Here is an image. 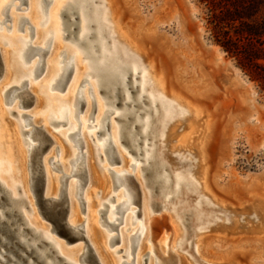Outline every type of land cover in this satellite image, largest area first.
<instances>
[{
    "label": "rangeland",
    "instance_id": "obj_1",
    "mask_svg": "<svg viewBox=\"0 0 264 264\" xmlns=\"http://www.w3.org/2000/svg\"><path fill=\"white\" fill-rule=\"evenodd\" d=\"M114 2L119 15L122 16L121 18L128 23L131 29L135 30L141 19L145 20L146 24H155L157 26L155 29H153V31L151 30L152 32L149 29H140L142 32L140 31V37L138 36V39L144 52L149 57L154 59L156 66L164 69V72L167 75L165 76L169 86L180 89L182 92H184V94L189 95L195 101H199V103H204L203 105L207 108V110H209L210 113L212 112V118L214 116L216 117H214V122L216 120V123L213 129V136L211 137V140L207 146L206 159L209 166V172L211 174L210 178L212 179L213 177L216 180L217 175V179H219L220 182L219 184H213V188L219 198L218 201H216L217 207L211 205L210 201L200 193V187L193 179H196L197 177L193 174V167L196 164V155L189 150H184L182 147L176 148L175 145L178 146V142L173 141L170 143L168 141L170 122L181 111L178 104L174 103L170 97H167L163 100H157L155 111H157L158 117L154 121L155 133L153 136L148 134L141 137L140 130L142 126L140 125V127H137L135 136L140 137L142 142L150 139L149 146L150 148H155V157H161L160 164L164 172L168 173V177L175 181L177 178H179L178 174H183L186 177L187 185L190 187V190L187 193V199L182 197L177 199L175 197V192H171L167 196H163L160 199L159 204L155 205V218H153L155 223L160 220L163 222V224H169V226L173 225V228H164L161 237H159L156 235L157 233L154 232V224H152V222L149 224L150 228L148 230L147 250L143 252L145 255L141 256L140 264H148L151 256L154 257L155 264H181V255H185L190 260L191 264H263L264 260L261 262L260 259L254 257V255L257 254L255 246L261 249L264 248V232L257 230L256 232L250 231L249 227L247 226V221H249L248 219L254 217L255 214H251L248 211H240L239 209L242 206L250 205V202H253L252 198L260 197L264 199V91L262 89L261 82L252 78L249 73L240 66L237 57L229 54L223 48V46L216 41V36L221 34V29L216 28L215 25L210 23L211 15L209 8L205 3H202L201 0H114ZM105 6L106 4L104 0H91L85 8L87 10L89 7L93 14H98V18L101 20L104 14ZM26 7V4L23 5V8ZM71 7L72 6L69 8ZM27 14H29V10ZM10 23L12 24L11 21H8V24ZM97 28H101L103 33L101 43L105 41L108 51L110 52L114 42V36L110 26L100 22L99 25H97L94 29L97 30ZM72 43L74 46L76 45V42L74 43L71 41H66L65 39L63 40V46L65 47L70 46ZM215 47H219L224 52L225 61L221 64L216 60ZM77 48L78 56L81 58L84 65V70L81 74V79L78 82L76 91H78L79 87L81 86V88L84 89V95L86 98L85 106L84 102L82 103V108L84 109L80 115L83 114L85 108L88 105V101H90V107L88 109V114L90 115L94 108V98L91 95V89H93L95 93L97 106L98 100H102L104 105H106V102L99 92L100 90L98 87L94 86L90 88L88 85L89 82H82L84 77H88L92 82L95 81L96 78L90 76V74H87V61L84 60L79 45ZM62 49L64 50V47ZM49 52L50 50L48 53ZM51 55L52 51L50 52L48 58ZM118 58L121 59V55H119ZM66 59H69V57L67 56ZM67 62L68 61L66 60V63ZM230 63H233L241 69L244 76L250 81V86L240 85V83L238 84L236 80H233L234 75H232L233 70L229 66ZM185 70L190 74H196V76L200 75L202 77L203 87H197L200 91L198 89H194V92L193 89L188 86V84H185L181 75ZM42 73L43 71L38 75L39 77L37 79L32 80L31 88L33 91H35L34 85L40 82L45 76V72L43 74ZM137 74L138 76L134 74L133 70L127 74L129 79L127 87L132 92V101L127 104L125 108H119L121 110H130L131 106L136 104L134 115L128 116V119L130 118L129 125L127 127L128 130L136 125L135 116H137L142 110L145 109L139 118L141 121H143L149 115L152 116L153 111L149 96L150 88L147 86L145 90H142L144 81V65L141 63L139 64V72ZM71 76L73 78L74 73L73 75L72 73L70 74L62 90L67 87L69 81L71 82ZM0 82L1 88L5 84L3 83L4 78L3 81ZM231 82H233L235 85ZM5 87L7 89L9 84L4 85V88ZM52 90L55 89L52 88ZM251 90L255 91V96L253 98L250 95ZM122 91H124V89ZM143 92L145 96L142 100V103H139L137 102V99L139 98L138 96ZM191 93L193 94L191 95ZM61 94H64V92ZM118 96L120 97L119 94ZM4 98L2 106L4 107L5 111H7ZM30 99L31 103H33V99ZM124 100L125 99H123V101ZM17 102L18 100L16 103ZM34 104L35 102L25 110H32L34 108ZM44 106L45 102L42 104L36 103L35 112L38 113L44 108ZM166 107L167 110H165ZM115 116L116 115H112V122H116V124L119 126V121L115 118ZM9 118L14 122L17 121L18 124L19 119L16 120L10 116ZM40 121L41 120L36 117L35 122L40 124ZM31 128L32 125H29L28 129ZM18 130L19 137L22 142L20 127ZM87 130L93 131L94 128L89 127V129H86L85 131ZM55 137L56 141H58L57 139L60 138L57 137V135ZM89 140L91 142L92 148H94L95 144L93 143L92 138ZM55 145L56 144H53L51 148H53ZM119 150L122 157V162L123 155L126 156L129 161L127 166L128 172L133 175L135 172L137 178H135L136 181L138 180L139 183L143 185V168L138 167V169H136L131 165L133 160H141V158H137L136 153H132L129 147H120ZM94 161L95 166L99 171H101L100 165L107 168L105 162H100L98 155L96 158H94ZM120 162L121 158L119 157L118 161V158L116 157L115 163H113L112 166L114 168H118L119 166L120 168L124 167L122 162ZM26 163L25 170L28 182L25 186V189L24 187L22 188L24 190H27L28 188V191L31 194ZM142 165L143 163L141 162L140 166ZM106 172L108 173L106 193L101 195V188L100 186L98 187V211L102 202L106 200L111 194V188L112 192H114V190L116 191V188H114V183L110 179L108 169H106ZM56 173L61 175L60 171H56ZM212 173L215 177L212 176ZM128 181H132V179L128 178ZM137 189V186L134 188L132 187L133 192H137ZM144 196H147L146 198L148 201V207L150 209L149 212L151 211L150 215L152 217L153 214L150 206V196L146 190L143 191V197ZM170 196L175 198H173L170 203L166 204V197ZM28 200L30 207L27 206L28 204H23V202L20 204V207L26 212L29 218H34L36 216L35 222H37L39 227H45L49 229L51 226V221L41 215L38 210V205L35 203L34 197H32V200L29 198ZM178 200H181V204L188 202L190 205H198V202L201 201L199 206H201V208L203 207V209L206 208V217L202 221L196 223L193 230L189 229V231L191 230L190 232L183 225L180 218L182 216L178 214L180 208L175 207L179 204V202H177ZM74 202L76 201H73V203ZM77 203L79 206V216L76 221L79 224L83 223L85 216L87 215L85 220L86 223L88 219V213L86 212L85 214L83 204L79 199ZM140 206V202L131 203L129 207L125 208V211H123L122 215L117 214L116 216H122L123 222L116 221L119 225L113 227L112 229L110 226L106 227L101 225L100 215L98 213L99 236L102 237L103 235L104 237V241L101 242V252H111L113 254L115 264H119V261L121 260L126 261L129 264H137L135 251L139 249L140 242L142 241L144 233L146 232L143 201V214L137 212L134 213L130 209L132 208L141 212ZM129 213L134 216V221L132 224H125V215ZM234 214H238L239 221L243 227H239L240 229L238 228L239 230L237 229L238 232L236 230L235 234H231V232L219 234L217 231L219 230L217 226L231 221ZM74 220L75 219L72 217V221ZM137 225H140L141 228L139 229L138 234L132 240L131 250L134 254L128 256L125 253V248L122 243L121 229L125 230V232H129V230H131L133 227H136ZM178 226H180L182 233L179 236L177 235L179 232L177 231L179 230ZM192 226L193 225H187L188 228H191ZM86 235L92 243L99 258V264H105L102 259V253H99V251L96 249V245L88 235V232H86ZM111 235H115L116 238L111 242H107V237ZM198 235H203L204 239H210L215 236L220 239H224V244H221L220 240L214 241L212 244L219 251H227L229 254L218 261L216 260L217 258L207 259L208 261L204 260L197 248ZM51 236L56 238L60 243L67 241L65 236H60L55 232H51ZM78 237L79 238L73 241V243L68 245L62 246V244H60L61 252L63 254L74 256L79 261V264H91L87 261H81L80 255L85 251L87 246L81 233Z\"/></svg>",
    "mask_w": 264,
    "mask_h": 264
},
{
    "label": "bare ground",
    "instance_id": "obj_2",
    "mask_svg": "<svg viewBox=\"0 0 264 264\" xmlns=\"http://www.w3.org/2000/svg\"><path fill=\"white\" fill-rule=\"evenodd\" d=\"M10 1L11 0H0V19L1 20L5 19L4 18V9ZM14 1H15V4L12 6V11L14 13H13V20H12L11 25H12V30L15 33L17 31L16 29L18 28L21 19H20V16L15 13L17 5H18V3H20V1L19 0H14ZM40 1L41 0H30L29 1L30 7L28 9L29 10L28 16L30 17V19L32 20V23H34L36 28H37L36 36L34 38L33 43H34V45L45 46V42L49 38L53 42H52V49H51L52 55L48 58V63H47V67L45 70V76L42 78V80L40 82H38L36 85H34V88H35L34 92L36 93V95L38 97V101H37L38 104H42L43 102H45L44 96H46V95H44L42 93H44V92L48 93L52 90V88H55L58 86L59 81L62 79V76L65 73L64 72L65 67H67L66 66L67 63L64 62L63 61L64 58L61 57V52L63 50L62 48L64 47V49H67L71 55H74V65H75L74 76H73V78H72V80L68 86L67 94L64 96L65 101H63L61 103V110L62 111H60L58 109V107L56 106V102H54L55 106L52 108V113L54 111L56 116H61V115L67 114L68 115L67 117L69 119V125L67 126V128L65 130L66 132L63 133V135H60V133H59V135H57V137H60L57 139L58 140L57 142L61 146V154H60L61 156L60 157H62L61 159L64 163V167H65L66 171H68V172L70 171V160H72L76 157V152L73 150V145H72V138H73L72 133H74V132L76 133V131L79 129L80 132L85 137L86 151H87V162H88V169H89L88 171L90 174L89 185H88V188H86L87 190L85 192L86 199H87V213H88V219H87L85 224H86V229H87L88 235L91 237V239L95 243L96 249L99 251V253L101 252V245H102L101 242L104 241V237H103V235H102V237L99 236V219H98V207H97L99 204V199L97 198L98 197L97 192L99 191L98 187L100 186L101 195H104L106 193V190H107L106 185L108 182V173L106 172L107 168L105 166H100L101 171H99L98 168L95 166L96 160L94 161V158L97 157V150H101V151L103 150L102 143L99 142V144H95V147L92 148L91 142L89 140L91 138L90 137V131L91 130L85 131L86 129H89L90 115L88 114V109L90 107V101H88V105L85 108L83 114L80 115V117L78 119L76 118V109H77L78 101H79L78 97H77L76 89L78 87V82L81 79L80 77H81V74L83 73L84 65H83L81 58H79V56H78V52H77L78 43H76L75 46L73 43L70 46H66V47L63 46L64 34H63V29H62L61 13L63 10H65L66 8H69L70 6L78 5L80 10H81V13H82L81 26H82V29H81V32L79 31L81 33L80 34L81 38L88 39V35L90 33H92V31H94V32L96 31V34H97L96 40L100 44L101 50H102V52L100 51L98 54H100V53L104 54L103 58H100L101 59L100 61H101V63L107 62L108 64L111 65L110 71H111L112 85H115V87H116L115 89H120L121 87L117 88L119 85L123 87L124 92H125V98H124L125 99L124 100L125 106L132 101V92L127 87L128 81H129L127 74L131 70H133L134 74L138 76L137 73L139 72V64L141 63L144 65V75H143L144 81H143V89L142 90H145V88L147 86L150 88L149 96H150V102L152 104L151 107L153 108V111H152V116L149 115L143 121H141V120H139V118L142 115V112L145 111V109L142 110L137 116H135L136 125L133 126L132 128H130L129 130L127 129L128 135H129L130 139L133 141L132 147L134 149H137L139 152H141L143 149L145 150V158H144L145 162L143 160H140V159L137 160L136 159V160H133L131 162V164L136 163L135 168L138 169V167L140 168V167H143L144 164H148L150 162L151 157H153L152 154H153L154 148H150V146H149L150 139H147L145 142H142L140 137L135 136L136 129H137L138 125H141L142 126V128L140 130L141 137L144 135L146 136L148 134L153 136L155 133L154 121L158 117V113H157V111H155L156 102H157V100H163L167 97H170L174 103L178 104L181 111L170 122V130L168 131V138H169L168 141L170 143L173 141H176L179 144L178 146L175 145L176 148L182 147L184 150H189L196 155V164L193 167V174L196 175L197 177H196V179L195 178H193V179L199 185L200 193L210 201L211 205L217 207L216 201H218L219 198H218V195L216 194V192L213 188V184H215V183L219 184L220 182H219V179H217V175H216V180L212 177V179L214 181L210 178L211 174L209 172V166H208L207 159H206L207 146H208L209 141L211 140V137L213 136L212 135L213 129H214V126L216 123V120L214 122V119L216 117L213 115L215 118L214 117L212 118V115H211L212 112L210 113V111L207 110V108L203 105L204 103H199V101H195L189 95L184 94V92H182L180 89L169 86L167 83V79H166L167 75L165 74L164 69L156 66L154 59L152 57H149L144 52L141 44L139 43V39H138L139 33L142 29H145V30L149 29L150 31L151 30L153 31V29H155L157 26L155 24H146L145 20L141 19L138 26L135 28V30L131 29V27L128 25V23L126 21H124V19L121 18L122 17L121 15H119V12L115 6L114 0H104L106 6H105V10H104V14L102 16V19L100 20L98 18V14L92 13L91 16H92V21H94V23H95L94 28L97 25H99L100 22L102 24H108L110 26L112 34L114 36V42L112 44V50L109 52L107 45L105 44V41H103L101 43V38L103 36L101 28H97V30H96L94 28L91 29L89 27L90 24H89V20L87 17L89 15L85 13V10H86L85 7L87 4L90 3L91 0H53L51 9H50L49 14H48V21L43 26L40 25V22H39L40 18L38 16V11H37ZM97 10H98V8H97ZM17 13H20V12L17 11ZM3 21H2V24H3ZM92 21L90 23H93ZM5 27H4V29H5ZM91 27H92V25H91ZM7 32H4V33H7ZM1 33L3 34V32H1ZM1 33H0V35H1ZM18 35H21V34H18ZM18 35H15V36L13 35L12 37H10V40H11L10 43H13L12 45H15V50L14 49L11 50L8 46L7 47H8V49H10V51L8 49L7 50L10 53H11V51L13 52V50L15 51V53H13L15 55L12 56V53H11V58L14 59V57H17V59L13 60V63H14V67L17 66L18 64L20 65L19 71H17V73L18 72H20V73L18 75V74H15L16 72H14V70H11L12 68H10V66H11L10 62L12 59H10V54L6 50L4 57H5V61H6L7 71H6V74L4 76V82L3 83H5L4 85H6V84H9V85L12 84L13 85L12 80H13V77L15 74L18 76L17 78H14V79H17V82H15V83L20 84L21 81H23L25 78H28V79H30L29 83H31L30 86L32 87L33 76L36 74V71L38 68L39 56L35 55L27 65H24L25 58H26L27 54L30 53V51H31V48L29 45L30 43H28L30 37L28 38L29 34H27V32H25L24 36H22L20 38L18 37ZM7 36H5L3 39H5ZM0 38H2V37H0ZM76 39H77V37H76ZM32 41H33V39H32ZM0 43H1V40H0ZM215 48H216V51H215L216 52L215 53L216 60H217V62H219L221 64L225 61L224 52L219 47H215ZM32 52H33V50H32ZM101 54L99 55V57L102 56ZM119 55H121V59L118 58ZM93 56L95 57L96 55H93ZM57 57H58V60H57ZM16 60L18 61L17 65L15 64ZM101 63H100V65H98L99 67L101 66ZM87 66H88V71H87V74H88V72L90 70L88 62H87ZM229 66L233 70V72H232L231 70L228 69L229 71L232 72V75H234L233 80H236L238 82V84L240 83V85L250 86V81L244 76V74L242 73L240 68H238L233 63H230ZM17 69H18V67H17ZM95 70H96V72H98L96 68H95ZM13 72H14V74H13ZM181 75H182V79L185 82V84H188V86H190L193 89V91H194V89H198L200 87L201 88L203 87L202 86L203 79L200 75L197 74L198 76H196V74H190L186 70L184 72H182ZM87 80L89 82L88 85L90 88L95 86V87H98L99 90L101 89L99 86L100 81L97 78L93 82L88 77H87ZM231 83H233V82H231ZM4 85L2 86L3 88L2 87L0 88V264H79V261L74 256L69 255V254H63L61 252V245L59 243H58L57 247H59L60 250L57 251L55 249V246L53 244V242H55V238L51 236L52 230L50 231V227H49V229H47L45 227H39L37 225V222H35L36 216L34 218H29L28 215L26 214V212L20 207V204L24 200L22 201L20 199V195H19L18 190H17V185L21 184V187H24V189H25V186H26L28 180H27V174H26V170H25L26 155H27L26 150L27 149L25 150L23 147V144H22L20 137H19V133H18L19 130L18 129H19V127H22L20 125L24 124V122L26 120H25V118H22V116H21V118H19V121L17 124V121L14 122L13 120H11L9 118V116H10L9 112L5 111L4 107L2 106V102L4 101L3 98L5 97V91L7 90L6 87L4 88ZM183 88H185V87H183ZM183 90H185V89H183ZM12 91L14 92V90H11V92ZM114 91H112V92H114ZM203 91H201V92H203ZM112 92H110V93H112ZM193 93H191V95ZM6 94H8V93H6ZM49 94L51 95V93H49ZM120 94H121V92H120ZM250 95L253 98L255 96V91L251 90ZM82 96L83 95H81V97ZM144 96H145V94L143 92L141 95L138 96L139 98L137 99V102L142 103ZM46 97H47L46 98L47 100H49V98L50 99L53 98L51 96L50 97L46 96ZM58 97H60V96H58ZM62 98H63V96H62ZM4 99H6V98H4ZM117 99H119L118 93L116 94L115 101ZM47 100L45 102V105H47ZM54 101H55V96H54ZM112 101H113V99H112ZM117 102H115V105ZM109 103H110V101H109ZM139 103H137V104H139ZM125 106L123 108H125ZM45 107L46 106H44V108ZM119 108H120L119 106L117 107V109L114 108L115 112L112 115H116V116L120 115V117L126 118L125 121H127V124L129 125V119L130 118L128 119V116L134 115L135 110H136V104L132 105L130 110H127V109L121 110ZM169 108H170V106H169ZM107 109H108L107 106L104 105L102 100H98L97 112H96L94 120H93V124L95 125V127H93L94 130L92 132L95 133L96 130L98 129V127L101 123V120H102L105 112L107 111ZM165 110H167V107ZM48 112L46 111V113H48ZM167 115H168V112H167ZM45 116H46V114H45ZM68 119H67V122H68ZM121 120H122V118H121ZM42 121L48 126L47 119L44 118V120H42ZM180 122H181V124H180ZM179 128H181V129L178 130ZM119 129H120V125L118 126V124H116V122L115 123L112 122V136L114 139L113 141H115L120 148L121 146H120V141H119L120 140ZM59 131H62V128H61V130L59 129ZM94 133H92V134H94ZM116 143H115V145H116ZM27 144H29V143H27ZM129 145H131V144H129ZM25 147L28 148L27 145ZM105 152H104V154H106ZM137 158H139V156ZM157 158L158 157H155V161H156L155 167L156 166L159 167L161 165L160 164L161 161L160 160L157 161L156 160ZM16 162H18V163H16ZM97 162H98V160H97ZM141 162L143 163L142 166H140ZM151 162H153V161H151ZM122 164L124 167H121L120 169H124V170L128 171L127 166L129 164V161H128L127 157L124 155H123ZM16 166H17V168L19 166L20 170H18V171L21 172L19 175L17 174L18 171L16 169ZM164 174H165L166 178L168 179V177H167L168 173L164 172ZM178 175H179V179H181V182H183L182 181L183 178L186 179L185 175H183V174H178ZM212 176H214V174ZM49 177H51V175ZM29 178L30 177H28V179ZM56 179H58V177ZM121 179L122 178H120V180ZM48 180H51L53 182V180L51 178ZM57 182H58V180H57ZM70 182H71V184H69V185H71V188L73 189V193H74V189H75V185H76L75 180L73 179ZM157 182H158V184L161 183V181H159V180ZM177 182H176V184H177V187L179 188ZM24 183H25V185H24ZM164 183H165V181H164ZM49 184H51L50 185L51 188L47 194L49 195V192H50L51 193L50 195H56L55 192L57 193V189H59V187L57 186L58 184L56 185V181L54 182V184H52L50 182H49ZM131 187H132V185H131ZM134 187H136V185ZM155 187L157 188L156 185H155ZM71 188H69V189H71ZM156 188H155V190H156ZM187 188H190V187H187ZM122 190L123 189H121V191ZM150 190H151V188H150ZM165 190H166V188H165ZM121 191H120V194L118 193L119 194L118 200L116 202L112 203V205L110 206L111 208H110L109 217H108V215H107V217L110 218L111 220L117 219L116 215L118 214L117 210L119 209V205L123 204L124 201L126 200L125 195ZM130 192H131V190H130ZM23 194L26 195L27 199L29 198L32 200V197H34V196H31L32 193L31 194L29 193L28 188H27V190H24ZM71 194L72 193L70 192V195ZM73 196H74V194H73ZM146 197L147 196H144L142 198L143 199L142 201L144 203V218H145V223H146V232L144 233L142 241L140 242L139 249L135 251V254H136L135 257H136L137 264H140L141 256H144L145 253H143V252H145L147 250L148 230L150 228L149 224L151 222H152V224H154L153 225L154 232H156L157 233L156 235L159 237H161L162 231L164 228H168V229L173 228V225L169 226V224H163V222H161L160 220H158L155 223V220H153V215H152V217L150 215L151 211L149 212L150 209L148 207V201H147ZM155 197H156V195H155ZM252 199H253L252 203L249 201L250 205L242 206L239 209H240V211H248L251 214H255L254 217L251 218L252 220L248 219L249 221H247V226L249 227L250 231L256 232V230H257L260 232H264V199L260 198V197L252 198ZM156 200L157 199L155 198V201ZM73 201H76V199H74ZM168 201H170V199ZM200 202H198V205H200L199 204ZM199 208H200V210L203 209V207L201 208V206H199ZM205 209L206 208L203 209L204 213L202 210L203 215H205ZM130 210H132L135 213L134 209L131 208ZM71 215H72L71 218L73 217L75 219L74 221H71V222H73L75 225H79V223L76 221L78 219V216H79V206H78L77 201L73 203ZM25 217H27V220ZM26 221H28V222H26ZM133 221H134V216L131 213L125 215V219H124L125 224H132ZM162 221H164V220H162ZM239 227H243V226H241L238 214H234L231 221H229L226 224L225 223L220 224V226L218 225L217 228L219 230H217V231L219 234L230 233V232H231V234H235L236 230ZM140 228H141L140 225H137L136 227H133L131 230H129V232H125V230L121 229L122 243H123L124 248H125V253L128 256H131V254H134V253H132V250H131L132 240L138 234ZM178 228H179V230H177V231H179V232L177 235L179 236L182 233H181L180 226H178ZM238 230H237V232H238ZM115 238H116L115 235L108 236L107 242H109V241L111 242ZM217 238L218 237L215 236V237L210 238V239H204L203 235H198V237H197V248H198L199 253H201L200 255L202 256V258L204 260L217 258L216 260L218 261V260L226 257L227 254H229V253H227V251L226 252L219 251L218 249H216V247H214V245L212 244L214 241L220 240L221 244L225 243L223 241L224 239H220V238L217 239ZM175 239H176V236H175ZM56 243H57V241H56ZM255 248H256L257 254L254 255V257L259 258L260 261L262 262V260H264V248L261 249V248H258L257 246H255ZM85 255H86V249L80 255L81 260ZM102 255L101 256H102L103 262L105 264H115L113 254L111 252L108 251L107 253H102ZM119 264H129V263L121 260V261H119ZM148 264H155V259L153 256H151ZM181 264H191V262L185 255H181ZM235 264H238V263H235Z\"/></svg>",
    "mask_w": 264,
    "mask_h": 264
},
{
    "label": "flooded vegetation",
    "instance_id": "obj_3",
    "mask_svg": "<svg viewBox=\"0 0 264 264\" xmlns=\"http://www.w3.org/2000/svg\"><path fill=\"white\" fill-rule=\"evenodd\" d=\"M19 1H20V3H18L17 8L15 10V13L17 15H19L20 19H21L20 24H19L18 28L16 29L18 32L16 31L14 33L12 30L11 23L8 24V21L12 22V20H13V13L14 12L12 11V6L15 4L14 0H11L6 5V7L4 9V18H5V19H3L4 21L0 19V33L3 32V34L1 33V35H0V37H2V38H0V40H1V43H0V79L1 80L0 81H3V78H4L6 71H7L6 61H5V57H4L5 53H6L5 51L8 49V47L11 50L12 49L15 50V45H12L13 43H10V41H11L10 37H12L13 35L15 36V35L21 34V35H18V37L20 38V37L24 36V32H27V34H29L28 38L30 37L29 38L30 42L28 41V43H30L29 45H30L31 51H30V53L27 54L25 61H24V65H27L35 55L39 56L38 68H37L36 74H35L33 79H37L39 77L38 75L42 71H43V73L45 72L46 67H47V58H48V56L51 52V49H52V42L53 41H51L50 38L47 39V41L45 42V46L34 45L33 42H34V38L36 36L37 28H36L35 24L32 23V20L30 19V17L27 14L30 0H19ZM52 3H53V0H41L39 3L37 11H38V16L40 18L39 22H40L41 26L45 25L48 21V12H49V9H50V6ZM25 4L27 5V7L23 8V5H25ZM17 11H19L20 13H17ZM85 13L89 15L87 17H88L90 25L89 24L88 25L91 29H93L95 23H94V21H92L91 9L88 7L87 10H85ZM61 20H62V29H63L64 39L66 41L78 43V45L81 49V52L83 54V58L85 61L88 62V65L90 67L88 74H90V76H92L94 78L96 77L100 81V84H99V86L101 88L100 93L103 96V98L106 102L107 108H108L107 111L105 112V114L101 120V123H100L98 129L96 130V132L94 133V132L90 131V137L92 138L93 143L99 144V142H100L103 145L104 151L103 150L102 151L97 150V155L99 156L100 162L101 163L105 162V164L107 165V169H108V172L110 175V179L114 183V188H116V191L114 190V192H112V188H111V194L109 195V197H107L106 200H104L102 202L101 207L99 208L98 213L100 215L101 225L106 226V227L110 226V228L112 229L113 227L119 225L116 221L123 222L122 216H117L116 220H111L110 218H108L109 213H110V208H111L110 206L112 205V203H114L118 200L121 189H123L121 192H123V194L125 195L126 200L124 201L123 204L119 205V209L117 210L118 214L122 215L123 211H125V208L129 207L131 203H136V202H140V205H141L140 211L141 212H139V210H135V213L137 212V213L143 214L142 197H143V191L146 190L150 196V206H151L153 218H155V216H154L155 215V209H156L155 205L159 204V200L163 196H167L169 193L175 192V197L177 199H180V197L186 198V199L188 198L187 193L189 192L190 188H187V187H189L187 185V180L185 178H183L182 179L183 182H181V179L177 178L174 181L172 178H169L168 176H167L168 177V179H167L165 174H164V170L162 169V166L160 165L159 167L158 166L155 167V162H156L155 161V148L153 149V154H152L153 157H151V159H150V162L153 161L154 163L149 162L148 164H144L145 166L143 165V167H142L143 168V171H142L143 185H141L138 180H137L138 181V183H137V181H136L137 178L135 176V172L133 175V174L129 173L127 170L120 169V166L118 168H114L112 166V164L115 163L116 157L118 158V161H119V157H120L121 162H122V157H121V154L119 151L118 144L115 141H113L114 139L112 136V119H111V117H112V114L115 112V109H117L118 106L119 107L125 106V101H123V99L125 98V92L121 91V90H123L122 86L119 85L117 88H120V87L121 88L115 89L116 88L115 85H112L111 71H110L111 65L108 64L107 62L101 63V61H100L101 60L100 58H103L104 54L100 53L102 56L99 57L100 54H98V53L100 51L102 52V50H101L100 44L96 40L97 39L96 38L97 37L96 31L95 32L92 31V33L89 34L90 36L88 35V39L81 38L80 32L82 29V26H81L82 13H81L79 6L74 5L71 8H66L65 10H63L61 13ZM2 21H3L4 25L2 24ZM91 21L93 23H90ZM91 25H92V27H91ZM4 27L11 35L4 29ZM4 32H7L9 35L7 33H4ZM5 36H7L6 37L7 39L6 38L3 39ZM76 37H77V39H76ZM32 39H33V41H32ZM10 49H8V50L10 51ZM14 50H13V52L11 51L12 56L15 55V54H13V53H15ZM32 50H33V52H32ZM49 50H50V52L48 53ZM11 53L9 52L10 59H12L10 62V65H11L10 68H12L11 70H14V72H16L15 74L19 75L20 72L17 73V71H19L20 65L18 64V61L16 60L17 63L15 62V64L16 65L18 64V65L15 66L16 68L14 67L13 60L17 59V57H14V59L11 58ZM61 55L64 58L63 59L64 62H66V60L68 61L67 65H66L67 67H65V71H64L65 73L62 76V79L59 81L58 86L54 88L55 90H52L48 93L47 92L42 93L46 96L53 97L51 99L48 97L49 100H47L46 99L47 97L44 96L45 97L44 101L46 102V100H47V105H45L46 106L45 108L40 110L38 113L35 112L38 97H37L36 93L32 90V88H30L31 87L30 86L31 83H29L30 79L25 78L23 81H21L20 84L15 83V82H17V79H14V78H17L18 76L15 75L14 72H13L14 77L12 80L13 85L12 84L9 85L10 88L8 87L7 90L5 91V98H6L5 104L7 107V112H9V115L11 118L18 120L22 116V118H25V120H26L24 122V124L20 125V126H22V127H20V131H21V135H22V144H23L25 150L27 149L26 150V153H27L26 166H27L28 177H30L29 178V188H31L30 191L33 194V195L32 194L31 195L34 196L35 203L38 205V210L41 213V215L43 217H45L46 219H49L51 221L50 231L52 230V232H55L58 235L65 236L67 238V241L64 243H60L55 238V242H53L55 249L57 251L60 250L59 247H57L58 243L62 244V246L73 243V241H75L77 238H79L78 236L81 233L82 237L84 238V240L86 242V246H87L86 251L88 254V255L86 254L82 258L81 261H83V262L87 261V262H90L91 264H99L100 263L99 258L97 256L95 250H94L92 243L90 242V240L88 239V237L86 235L87 230H86L85 220H86L87 215L85 216L84 222L79 224V225H75L73 222H71L72 221V218H71V216H72L71 215L72 204H73L74 199H76L77 202L79 199L83 204V209L85 211V214L87 212V199H86L85 192L87 190L86 188H88V185H89L90 174L88 171L89 169H88V162H87V151H86L85 137L80 132L79 129L76 131V133L75 132L72 133L73 134L72 145H73V150L76 152V157L74 159L70 160V171L69 172H67L65 170L64 163L61 159L62 157H60L61 156L60 155L61 154V146L59 144H57L56 137H55L56 135H59V133H60V135H63V133L66 132L65 130H66V127L69 125V119L67 117L68 116L67 114L61 115V116H56L54 111L52 113V108L55 106L54 102H56V106L58 107V109L60 111H62L61 110V103L63 101H65L64 96L67 93V87H68L70 81L68 82L67 87L64 90H62V89L64 88V85L67 82L70 74L72 73V75H73L74 68H75L74 55H71L67 49H64L61 52ZM93 55H96L97 57L96 56L94 57ZM45 56H46V58H45ZM67 56L69 57V59H66ZM100 63H101V66L99 67L98 65H100ZM17 67H18V69H17ZM95 68L97 69L98 72H96ZM71 78H72V76H71ZM71 78H70V80H71ZM85 81L88 82L87 77H85L82 82H85ZM11 90H14V92L13 91L11 92ZM111 90L112 91L115 90L114 91L115 93L112 92ZM62 92H64V94H61ZM110 92H112V93H110ZM120 92H121V94H120ZM6 93H8V94H6ZM49 93H51V95ZM117 93L120 95V97H119V99H117L115 101ZM81 95H83V96L81 97ZM91 95L94 98V108L90 114L89 127L93 128V127H95V125L93 124V120L95 117V113L97 111V100H96V96H95L93 89H91ZM54 96H55V101H54ZM58 96H60V97H58ZM62 96H63V98H62ZM77 97H78L79 101H78V106L76 109V118L78 119L80 117L81 112L84 109V108H82V103L84 102V106L86 103V98L84 95V89L81 88V86L79 87V89L77 91ZM30 98L33 99V101H32L33 103L35 102L34 108L32 110H25L27 107H29L30 105L33 104V103H31ZM112 99H113V101H112ZM17 100H18V103H16ZM109 101H110V103H109ZM115 102H117L116 105H115ZM7 104L11 105V106H8ZM46 111L47 112L49 111L50 113L48 112L49 113L48 114V113H46ZM45 114H46V116H45ZM36 117L41 120L40 124H37L35 122ZM44 118L47 119L48 126L45 123H42V120H44ZM115 118L119 121V124H120V129H119L120 146L123 148L129 147V149L132 153H136V156L137 157L139 156V158H141V160H143L145 162V159H144L145 158V150L143 149L141 152H139L137 149H134L132 147L133 141L130 139V137L128 135V130H127L128 124H127V121H125L126 118L120 117V115L116 116ZM121 118H122V120H121ZM67 119H68V122H67ZM29 125H32L31 129H28ZM138 127H140V125H138ZM61 128H62V131H59V129L61 130ZM91 132L94 133L95 135L92 134ZM27 143H29V144H27ZM115 143H116V145H115ZM53 144H56V145L53 148H51V146ZM128 144H131V145H128ZM26 145L28 146V148L25 147ZM104 152L106 154H104ZM156 160L157 161L161 160V157H159V159L157 158ZM16 163H18V162H16ZM120 163H119V165H120ZM131 165L134 166V168L136 167L135 166L136 163H132ZM16 169H17V171L20 170L19 166H18V168L16 166ZM56 171H60L61 175H58L56 173ZM20 173H21L20 171L17 172L18 175ZM50 175H51V177H49ZM57 177H58V179H56ZM50 178L53 180V182L51 180H48ZM120 178H122V179L120 180ZM128 178H131L132 181H128ZM73 179L75 180V184H76L75 189H74V193H73V189L71 188V185H69V184H71L70 181ZM57 180H58V182H57ZM158 180L161 181V183L158 184V182H157ZM55 181H56V185L58 184L57 186L59 187V189L56 188L58 194L55 192L56 195H50L51 193L49 192V195H48L47 193H48V191H50V188H51V186H50L51 184H49V182L54 184ZM164 181H165V183H164ZM176 182L178 183L179 188L177 187ZM131 185L133 188L135 185L137 186V188H139V189H137V192H136L138 194V196L135 192L132 191ZM155 185L157 186V188L155 187ZM111 186H112V184H111ZM69 188H71V189H69ZM150 188H151V190H150ZM155 188H156V190H155ZM165 188H166V190H165ZM17 190H18V193L20 195V199L22 201L24 200L23 204L24 203L28 204L27 206L30 207L29 200L26 198V195L23 194L24 191H23V188L21 187V184L17 185ZM130 190H131V192H130ZM70 192L72 193L71 195H70ZM159 193L160 194L162 193V194L160 195ZM73 194H74V196H73ZM155 195H156V197H155ZM175 197H173V196L166 197V200H167L166 204L170 203V201ZM155 198L157 200L158 199L159 200L155 201ZM169 199H170V201H168ZM177 202H179V204L177 206H175V205L174 206L180 208L178 211V214L182 216V217H180L181 221H182L183 225L187 228L188 231H189V229L193 230L195 228V224L202 221L206 217L205 215L202 214V210H200L199 205H190V204H188V202H184V204H181V200H178ZM48 204H53V205H48ZM48 208L55 210V211H58L59 217H60L59 222L56 221L53 217H51L48 214V212H47ZM203 213H204V211H203ZM107 215H108V217H107ZM25 218L27 220V217H25ZM26 222H28V221H26ZM187 225H189V226L193 225V226L191 228H188ZM56 241H57V243H56Z\"/></svg>",
    "mask_w": 264,
    "mask_h": 264
},
{
    "label": "trees",
    "instance_id": "obj_4",
    "mask_svg": "<svg viewBox=\"0 0 264 264\" xmlns=\"http://www.w3.org/2000/svg\"><path fill=\"white\" fill-rule=\"evenodd\" d=\"M221 29L216 41L261 82L264 91V0H201ZM234 33V34H233Z\"/></svg>",
    "mask_w": 264,
    "mask_h": 264
},
{
    "label": "water",
    "instance_id": "obj_5",
    "mask_svg": "<svg viewBox=\"0 0 264 264\" xmlns=\"http://www.w3.org/2000/svg\"><path fill=\"white\" fill-rule=\"evenodd\" d=\"M47 212H48V214H49L51 217H53L56 221H58V222L60 221V217H59V213H58V211H55V210H52V209L48 208Z\"/></svg>",
    "mask_w": 264,
    "mask_h": 264
}]
</instances>
